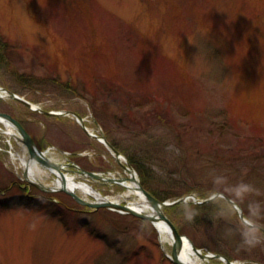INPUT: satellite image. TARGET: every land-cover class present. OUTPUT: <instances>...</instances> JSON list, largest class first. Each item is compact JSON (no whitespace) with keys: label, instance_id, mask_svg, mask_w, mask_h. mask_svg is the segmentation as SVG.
<instances>
[{"label":"rangeland","instance_id":"obj_1","mask_svg":"<svg viewBox=\"0 0 264 264\" xmlns=\"http://www.w3.org/2000/svg\"><path fill=\"white\" fill-rule=\"evenodd\" d=\"M234 18L238 29L229 26ZM1 38L12 70L25 78L22 88L1 70L16 95L44 111L74 112L94 134L108 130L140 184L127 157L145 168L160 194L175 195L171 200L221 194L233 201L251 226L217 198L211 210L222 222L209 211L196 213L189 235L204 253L264 264V0H0ZM10 102L0 98V112ZM31 118L30 130L46 136L38 149L53 146L86 171L127 176L72 117ZM7 140L0 137V148ZM85 151L94 156H74ZM21 181L0 151V188ZM88 184L107 195L125 192ZM121 216L127 215L68 214L66 231L45 211L0 206V264H171V246L160 243L153 226L142 235Z\"/></svg>","mask_w":264,"mask_h":264},{"label":"trees","instance_id":"obj_2","mask_svg":"<svg viewBox=\"0 0 264 264\" xmlns=\"http://www.w3.org/2000/svg\"><path fill=\"white\" fill-rule=\"evenodd\" d=\"M169 2H171V1H169ZM238 11H239L238 9H234L233 12H235V13L241 12V11H239V12ZM231 23H234V25H231ZM229 26H230V28L232 27L234 29L240 28L238 23L236 22V18H234L233 21L231 20V22L229 23ZM11 67L12 66H11V60H10V49H9L7 43L1 38L0 39V74H1V70H9L11 72V74L16 79V86L26 88V83H24V81H25L24 76L18 75L16 72H14L12 70ZM45 83L49 84L47 82H45ZM51 83H53V84H51V86L53 85L56 88L67 90V92H69V90H70L69 84L64 85L60 82H51ZM0 85L2 87L6 88L7 90H9L13 93H16L13 89H11V87L7 86L6 82L1 78V76H0ZM72 94H75V93L72 92ZM32 102H34V101H32ZM10 103H13V106L4 107L2 112L8 113L13 118L18 120L25 127L27 132H29V134L33 138L35 144L37 145V147H39V148L42 147L43 143L45 142L46 136L44 134L40 133V131L30 130V128L28 127V123L30 124L33 122L31 117L36 112L29 110L28 107H26L25 105H23L17 101L11 100ZM23 107L26 108V111H23ZM44 116H45V118L52 119V120H58L61 122L66 121L65 117H60V116H53L52 117V116H46V115H44ZM34 122H36V120H34ZM105 137H106L107 141L114 148L118 149V147L116 146V142L110 137V132L108 130L106 131ZM127 159L129 160L130 164H132L134 166V168L137 170L138 175L141 178V180H140L141 185L147 192H149L154 198H156L159 201H162V202H164L166 200L172 201L171 199L174 198L175 195H173V194H160V192H158V190L156 188V185L154 184V182H152L153 181L152 176L148 172L145 171V168L143 166H141L138 162L133 161L131 158L127 157ZM167 190H170V189L167 188ZM14 191H17L18 194L11 196V194ZM0 194H2L4 196L10 195L9 198H4V200H0V206H4V205L7 206L8 203L9 204L14 203V204L24 205V206L30 207L36 211H45L50 218L58 220L62 224V226L64 227V229L66 231L69 230V227L67 224L68 214L71 215L73 213H80L83 211H86L88 213L93 212L91 209H89L87 207L78 205L76 202H74V200L70 196L63 194V193L47 194V193H42L35 188L32 189L31 193H29V190L27 189V187H25L24 184H22V183H19V184L17 183L15 185L11 184L7 187L0 188ZM217 203H219V200H217V198L214 199L210 203L201 204V205L194 204L191 201H188L186 203H182V204H178V205H174V206L165 208L164 212L168 216V218L171 220V222L175 225L177 230L180 233L188 236L191 239V241L193 242V244L197 248H200L198 243L192 238V236L189 235V231H188L189 229L186 228V225L187 224L191 225L194 223V220L200 219V218L196 217V213H199V212L202 213V212H206V211H209L210 214L214 215L217 224L222 222V218H221L222 216L220 215L219 211L216 209V212L214 213V211L211 210L212 206L216 207ZM221 204L226 205V204H223V202ZM97 211L99 213H104V212H107L108 210L100 209ZM121 218L126 219L133 226L136 225L138 228H135V230H139V232L142 235H145V233H146L145 231L150 230L152 227L150 222L139 219V218H135L132 216H121ZM223 224H225V222ZM82 226L85 228L89 227L87 224H82ZM224 228H228L226 226V224L224 225ZM89 230L87 229V232L90 235L95 236V238H98L97 237L98 235L93 230H91V229H89ZM127 231H128V229H127ZM226 257L229 260L231 259L228 256H226Z\"/></svg>","mask_w":264,"mask_h":264},{"label":"water","instance_id":"obj_3","mask_svg":"<svg viewBox=\"0 0 264 264\" xmlns=\"http://www.w3.org/2000/svg\"><path fill=\"white\" fill-rule=\"evenodd\" d=\"M1 92H4L6 94V96L9 99H13L23 105H25L26 107H28L31 111H35V112H39L41 114L47 115V116H69L75 119V121L81 126V128L83 129V131L90 137L98 140L101 144H103L108 151L110 152V154L116 159V161L118 162V164L124 169L125 172L130 173L131 171H133L131 169V167L125 162L124 157L119 153V151H117L106 139L105 137H98L96 135H93L92 133H90L87 129V127L84 124V120L77 115L74 112H70V111H64V112H47V111H43L42 109H40L37 105H34L32 103H30L29 101L25 100L24 98L11 93L5 89L0 88ZM0 119L7 121L8 123H10L15 130L18 133L17 136V140L23 144L27 151H28V155L29 158L31 160L36 161L37 163H39L40 165L46 167V168H51L56 170L57 172H59L60 174V179H61V184L65 185V176L63 174V168L56 163L51 162L47 157H45L41 151L37 148L33 138L31 137V135L27 132V130L24 128V126L15 118H13L12 116H10L7 113H2L0 112ZM123 160L125 164H122L120 162V160ZM80 174H82L83 176L92 179V180H96L99 182H103V183H113L114 180L110 179V178H105L102 177L100 174L95 173V172H90V171H85L84 169H80L79 170ZM133 174L135 175V172H133ZM127 178H121L119 180H117V184L121 187H125L123 185V182L126 181ZM133 181H136L138 183L139 186V190L141 191V193L144 196L145 202L149 207V213H142V212H137L135 210H133L128 203L126 204H121V203H115V202H111V201H89L79 195H77L75 192L73 191H67L65 188H60V189H50V188H44L38 184L33 183V185L38 188L41 191L47 192V193H54V192H63L67 195H69L77 204H79L80 206H84L87 207L89 209H92L94 211L99 210V209H106V210H110L116 213H120L122 215H129V216H133L135 218H139L145 221H149L154 227L155 224L158 222H163L167 228L169 229V232L171 233L172 237H173V241L171 246V250L170 253L167 254L165 253V256L167 257V259L172 263V264H187L185 262H183L180 258L181 255V251H182V247H183V241L187 240L191 246V249L193 250V252L199 254L201 257H206L209 258L211 257V259H216L219 261L224 262L225 264H235L236 262H231L229 261L227 258H225L223 255L220 254H213V253H202L199 249H197L194 244L192 243V241L185 235L181 234L177 228L175 227V225L171 222V220L167 217V215L164 213V208L176 205V204H180L186 201V199L191 198L193 200L194 203L197 204H202V203H208L210 201H212L213 199H215L216 197H221L224 198L227 202H229L230 204L233 205L234 209L237 210L238 215L241 219V221L248 226H251L243 217L241 211L238 209V207L235 205V203L233 201H231L230 199L226 198L224 195L221 194H214L212 196H210L209 198L203 200V201H197V199L195 198L194 195L191 196H187L184 198H179L175 201L172 202H161L159 200H157L156 198H154L149 192H147L140 184L139 180L137 178H134Z\"/></svg>","mask_w":264,"mask_h":264},{"label":"bare ground","instance_id":"obj_4","mask_svg":"<svg viewBox=\"0 0 264 264\" xmlns=\"http://www.w3.org/2000/svg\"><path fill=\"white\" fill-rule=\"evenodd\" d=\"M0 123L4 124L7 127V122L5 120L0 119ZM8 136H12L15 133L10 130L6 132ZM22 163L27 166V171L28 173V179L33 182L38 183V179L36 177L35 169L33 168L34 166L32 165V162L24 161L21 159ZM120 162L123 164V160L121 159ZM52 173L57 175V179L53 181L51 184H43L39 183L40 186L44 188H50V189H60V188H65L67 191H73V192H80L82 195L93 198V199H98V200H107V201H112V202H121L122 200H134V202H131L129 206L137 211V212H142V213H149V207L145 202L144 196L139 190L138 183L136 181H133L134 178H137L133 173H129L127 180L123 182V185L125 186V192L122 194H119L117 196H102L98 191L95 189L91 188L85 183L81 182H75L71 178L65 176V185L61 184V179H60V174L59 172L52 171ZM155 229L159 235V240L161 244H172L173 237L171 233L169 232V229L163 222H158L155 224ZM180 258L183 262L187 264H209L212 260L216 259H211V257L206 258V257H201L199 254L193 252L191 249V246L187 240L183 241V247L181 251ZM217 263L220 262L221 264H225L222 261L216 260ZM235 264H238L236 262Z\"/></svg>","mask_w":264,"mask_h":264},{"label":"built area","instance_id":"obj_5","mask_svg":"<svg viewBox=\"0 0 264 264\" xmlns=\"http://www.w3.org/2000/svg\"><path fill=\"white\" fill-rule=\"evenodd\" d=\"M0 137H1V133H0ZM0 151H6L7 153H9V155L12 157L13 161L21 160L20 155L15 154V153L12 151L11 147H10L9 150H5V149H3V148H0ZM47 153L50 154L54 160L57 159V158L55 157V151H54V149H52V148L49 149V150L47 151ZM65 161H66V159H65ZM19 168H22V166L19 165V166L17 167V169H19Z\"/></svg>","mask_w":264,"mask_h":264}]
</instances>
